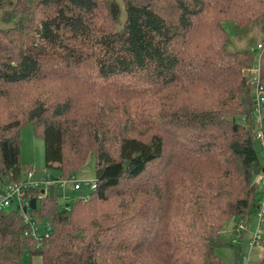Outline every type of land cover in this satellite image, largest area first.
Wrapping results in <instances>:
<instances>
[{
	"label": "trees",
	"instance_id": "obj_1",
	"mask_svg": "<svg viewBox=\"0 0 264 264\" xmlns=\"http://www.w3.org/2000/svg\"><path fill=\"white\" fill-rule=\"evenodd\" d=\"M259 24L264 0H0V191L26 122L54 177L90 156L96 184L67 210L26 188L52 229L33 240L1 209L0 264H224L222 228L262 194L264 39L230 49Z\"/></svg>",
	"mask_w": 264,
	"mask_h": 264
},
{
	"label": "rangeland",
	"instance_id": "obj_2",
	"mask_svg": "<svg viewBox=\"0 0 264 264\" xmlns=\"http://www.w3.org/2000/svg\"><path fill=\"white\" fill-rule=\"evenodd\" d=\"M114 1L118 2L119 0ZM249 34L251 35L248 40L234 38V43L232 44L234 48L231 47L230 49H235L236 47L245 48L249 47V45L253 46L257 41H262L264 39V29L262 30L260 28V24L252 27V29L249 30ZM18 139L20 141V177L22 180H25L29 171H33L34 181H38L41 176H46L47 174L52 177L58 176V171L44 166L43 140L35 134L34 126H32L31 123L26 122L23 124V127L19 131ZM260 162L264 164V159L261 158ZM74 178L77 182H80L82 186L79 190H70L68 187L66 192H64V199H58L61 207L71 202L73 197H88L91 190L88 186L84 185V181L94 180V170L90 156L86 157L82 168L74 174ZM254 181H256V177ZM56 191L59 194L62 193V190L56 189ZM14 207L15 204L6 210H11ZM240 223L246 227L248 225V229H245L246 232L242 237H240L241 234L237 230ZM258 224L259 221L255 216L251 217L249 221L245 218H240L239 221L233 218L229 219L220 232L221 245L216 248V254L224 264H260L259 261L262 256L263 248H261L259 243L252 249L248 246ZM260 231L264 232V222L260 225ZM24 254L21 264H29V254ZM33 261L38 263V257H33Z\"/></svg>",
	"mask_w": 264,
	"mask_h": 264
},
{
	"label": "built area",
	"instance_id": "obj_3",
	"mask_svg": "<svg viewBox=\"0 0 264 264\" xmlns=\"http://www.w3.org/2000/svg\"><path fill=\"white\" fill-rule=\"evenodd\" d=\"M258 48L260 45L257 46ZM254 119L255 125L253 129L254 138L259 144L262 156L264 157V89L259 83L255 82L254 87ZM264 166V165H263ZM255 183L258 185L260 191H262L261 197L258 201V209L255 213V218L258 219L259 224L254 230V236L249 241V248L255 247L264 236V232L260 231V225L264 222V170L256 174ZM42 187L40 193L38 194V199L44 196H56L64 199V192L69 187L70 190H79L81 188V183L77 182L74 176L68 178L52 177L47 174L46 176H41L38 181L33 180V171H29L25 180L19 182H11L8 185L2 187L0 191V210L10 208L13 204L18 209L20 216L23 220L24 226H26L24 235L33 238V240L41 241V239L46 238L52 227L49 221L45 219H38L32 212L34 209L30 206V199L25 197V190L28 187ZM84 185L88 186L90 190L95 188V181L85 180ZM56 189L62 190L59 194ZM36 206H37V198ZM75 199V197H73ZM36 208V207H35ZM63 208L68 209V204ZM247 227L243 226L242 223L239 224V230H245Z\"/></svg>",
	"mask_w": 264,
	"mask_h": 264
},
{
	"label": "water",
	"instance_id": "obj_4",
	"mask_svg": "<svg viewBox=\"0 0 264 264\" xmlns=\"http://www.w3.org/2000/svg\"><path fill=\"white\" fill-rule=\"evenodd\" d=\"M30 206L32 209H35V207H36V199L35 198L30 199Z\"/></svg>",
	"mask_w": 264,
	"mask_h": 264
}]
</instances>
